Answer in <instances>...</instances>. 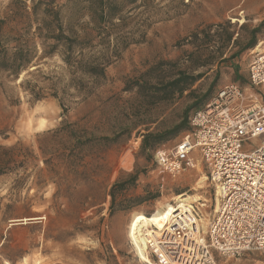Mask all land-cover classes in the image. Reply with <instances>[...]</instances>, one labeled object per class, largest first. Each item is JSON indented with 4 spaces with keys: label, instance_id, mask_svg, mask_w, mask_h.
Returning <instances> with one entry per match:
<instances>
[{
    "label": "rangeland",
    "instance_id": "rangeland-1",
    "mask_svg": "<svg viewBox=\"0 0 264 264\" xmlns=\"http://www.w3.org/2000/svg\"><path fill=\"white\" fill-rule=\"evenodd\" d=\"M33 5L32 0H0V19L6 20V31L14 27L16 32L34 34ZM115 23L109 46L108 40L98 37L83 52L85 62L103 53L110 56L106 77L96 84L78 63L67 64L61 50L45 55L49 48L40 40L32 52V63L18 77L0 69V146H18L13 172L0 174V264H146L129 239L132 225L144 215L155 217L167 203H182L180 194L199 197L196 204L203 226L215 215V188L207 168L200 166L174 177L160 173L154 163L155 150L140 151L142 134L168 132L181 121L185 108L212 84L210 98L230 82L248 86L252 51L264 49V0H141L128 8L121 23ZM259 26L256 46L246 49L251 31ZM230 35L233 38L228 41ZM76 56L81 58L78 52ZM180 70L206 73L191 94L187 91L153 104L148 92L123 90L146 71L158 84ZM79 83L84 88L77 90ZM34 93L42 99L36 100ZM65 118L80 124L88 121L98 135L119 138L116 144L100 148L93 158L99 161L102 157L110 167V173L100 179L102 185L90 190L81 187L54 199L52 183L36 184L39 175L42 180L47 175L39 148L40 141L46 145L50 137L62 143V134L55 130ZM183 133L161 145L175 144ZM263 140H249L244 147L256 148ZM129 173L138 174L137 183L117 196L111 213L110 188ZM203 177H207L203 187L198 188ZM88 195L97 199L93 205L86 204ZM138 196L145 200L138 202ZM121 203L129 207L121 210ZM219 261L264 264V257L252 251L230 258L219 256Z\"/></svg>",
    "mask_w": 264,
    "mask_h": 264
},
{
    "label": "built area",
    "instance_id": "built-area-1",
    "mask_svg": "<svg viewBox=\"0 0 264 264\" xmlns=\"http://www.w3.org/2000/svg\"><path fill=\"white\" fill-rule=\"evenodd\" d=\"M252 52L248 86H222L191 115L189 130L175 144L155 150L162 174L206 167L217 205L205 227L196 202L185 209L176 201L158 218L161 226L148 218L132 227L130 242L146 264H220L219 256L252 251L264 257V140L244 147L264 137V49Z\"/></svg>",
    "mask_w": 264,
    "mask_h": 264
},
{
    "label": "trees",
    "instance_id": "trees-1",
    "mask_svg": "<svg viewBox=\"0 0 264 264\" xmlns=\"http://www.w3.org/2000/svg\"><path fill=\"white\" fill-rule=\"evenodd\" d=\"M32 1L34 3L32 15L37 24L34 34L31 35L30 31L16 32L14 27L6 31L8 28L5 26L6 20L0 19V69L10 70L18 77L21 71L27 69L32 63L34 59L32 52L38 44L37 40H40L49 48V51L44 50L45 55L48 52L55 53L61 50L67 64L78 63L84 74L91 79L93 84H96L106 77V67L110 64V56L103 53L85 62L84 49L91 46L98 37L105 42L108 40L107 45L109 46L115 22L121 23L125 19L128 8L141 0H66L62 4H58L57 0ZM84 17H87L88 21L83 22ZM259 31L260 26L251 31L246 49L256 46ZM232 38L230 35L228 41ZM13 43L15 45L11 46ZM116 45H120L118 39H116ZM77 52L81 54L79 60H77ZM163 63L166 61H162ZM149 72L142 73L140 78L133 83L128 82L123 90L125 92L136 90L137 93L148 92L149 102L153 104L169 101L176 95H184L187 91L191 94L193 86L206 74L205 72L193 73L180 70L174 77L163 78L156 84L148 77ZM218 72L219 70L217 74ZM235 77H239L237 73ZM212 85L205 95L185 108L181 121L168 132L143 133L141 153L145 154L151 149L156 150L161 143L177 137L182 131L189 130L190 111L200 109L202 103L211 97ZM82 87V83H79L76 88L80 90ZM34 97L36 100L42 99V96L37 93H34ZM63 108L67 111L66 107ZM55 133L62 134V143L56 142V138L53 137H50L46 145H42L40 141L39 149L43 162L47 166V175L43 180L40 179V175L38 176L37 186L41 187L47 182L52 183L55 186L53 197L57 199L66 196L71 190L77 191L81 187H87L90 190L99 183L102 185L104 180L100 179L110 173V167L102 157L99 161L93 158L100 148L116 144L119 137L98 135L88 121L80 124L66 118L63 119ZM56 144H61L62 147L59 148ZM17 150L18 146L10 148L0 146V151L3 153V156H0V174L13 172L11 164L16 157ZM150 157L147 154V158L150 159ZM137 180V173H129L125 179H118L113 183L109 191L111 213L115 210L117 196L135 187ZM87 198V205H93L97 200L93 195H88ZM137 200L141 202L145 199L138 196ZM128 207V204L121 203L120 209L125 210Z\"/></svg>",
    "mask_w": 264,
    "mask_h": 264
},
{
    "label": "bare ground",
    "instance_id": "bare-ground-1",
    "mask_svg": "<svg viewBox=\"0 0 264 264\" xmlns=\"http://www.w3.org/2000/svg\"><path fill=\"white\" fill-rule=\"evenodd\" d=\"M206 178H207V177H203V178L201 179V181L199 182L198 188H202V187H203L202 183L205 181ZM178 200H179L180 202H182V203H178V201L175 200L176 203H178V204H182V206H184L185 209H188V208L191 207V203H195V202H198V201H199V197L196 196L195 194H190V195L180 194V195L178 196ZM170 205H171V203H167V204H166V207H164V208L162 209L161 213H158V211H156V213H155V217H150V216H146V215H144V216H143V219H141V221L136 222L135 224H133L132 227L137 226V225H140V224H142V223H144V222H145V223H148V222H149V219H150L151 221H154V222L158 223V225L161 226V223L158 221V218L162 215V213H163L166 209H168V207H170ZM148 218H149V219H148ZM198 222H199V224H200V221H198ZM201 224H202V223H201ZM202 226H203V225H202ZM132 227H131V228H132ZM203 227H205V226H203ZM130 231H131V229H130ZM129 233H130V232H129ZM129 236H130V235H129Z\"/></svg>",
    "mask_w": 264,
    "mask_h": 264
}]
</instances>
